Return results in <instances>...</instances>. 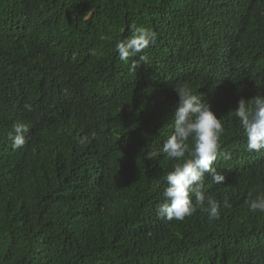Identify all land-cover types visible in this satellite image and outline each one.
Returning a JSON list of instances; mask_svg holds the SVG:
<instances>
[{"label": "trees", "instance_id": "16d2710c", "mask_svg": "<svg viewBox=\"0 0 264 264\" xmlns=\"http://www.w3.org/2000/svg\"><path fill=\"white\" fill-rule=\"evenodd\" d=\"M132 25L157 33L146 62L114 51ZM185 83L224 117L225 181L202 189L232 204L216 221L156 216ZM257 95L264 0H0V264H264V214L246 204L264 194V150L245 151L229 114Z\"/></svg>", "mask_w": 264, "mask_h": 264}, {"label": "clouds", "instance_id": "9594fccd", "mask_svg": "<svg viewBox=\"0 0 264 264\" xmlns=\"http://www.w3.org/2000/svg\"><path fill=\"white\" fill-rule=\"evenodd\" d=\"M132 35L119 40L115 46L119 60L127 63L129 58L139 56L144 62L145 55H141L145 49L155 45L157 33L150 28L130 26ZM132 67L137 63L133 61ZM178 96L175 105L172 132L164 140L162 154L170 161H174L172 170L164 177L166 187L161 193V202L156 205V216L166 222L184 221L198 210L207 215L209 221L220 219L221 208L230 209L232 204L228 197L222 201L217 200L211 194H205V174L212 177L215 184H223L224 175L217 171L214 162L218 154L225 159H230V153L220 151V137L224 134V117L217 118L210 106L204 102L203 96L194 91L185 83L174 88ZM30 103L24 104L26 111H32ZM243 135L246 138L244 144L248 153H259L264 150V96L257 95L250 101L240 99L236 110L231 111ZM29 125L16 122L12 125L9 140L13 150H20L28 143L27 133ZM97 138V133L91 136L77 138V143L85 145ZM161 152L151 150L146 152V160H155ZM246 201L251 213L264 214V194H258L252 198L249 193Z\"/></svg>", "mask_w": 264, "mask_h": 264}]
</instances>
